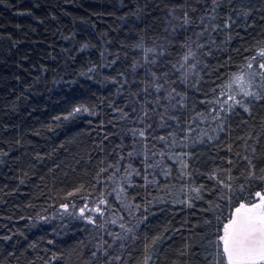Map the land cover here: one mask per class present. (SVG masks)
<instances>
[{"label": "trees", "instance_id": "obj_1", "mask_svg": "<svg viewBox=\"0 0 264 264\" xmlns=\"http://www.w3.org/2000/svg\"><path fill=\"white\" fill-rule=\"evenodd\" d=\"M213 7L0 0V264H142L159 235L149 264H216L209 240L264 188L246 178L249 160L264 174V101L215 118L261 50L264 0ZM120 223L137 227L115 241Z\"/></svg>", "mask_w": 264, "mask_h": 264}, {"label": "snow or ice", "instance_id": "obj_2", "mask_svg": "<svg viewBox=\"0 0 264 264\" xmlns=\"http://www.w3.org/2000/svg\"><path fill=\"white\" fill-rule=\"evenodd\" d=\"M211 2L214 6L213 11H215L219 0H211ZM241 14L244 16L248 15L246 11H242ZM184 19L187 23V14H185ZM211 19L215 20L216 16H212ZM229 19L231 20L232 18L229 17ZM232 22L235 23V21ZM201 23H204L203 19L201 20ZM231 26L232 25L229 23H225L223 25L224 28H230ZM217 27L220 26H214V28ZM201 35H203V33H201ZM193 55L194 53L189 52V54L184 57L185 61ZM153 75L155 78V74ZM233 84L235 85L237 91L232 92L231 94L225 93L227 99L223 101V104H226L228 107L225 109L222 105L217 111V116L215 117L216 119H220V112H231L236 107L243 108L244 112H250L246 102L250 104L253 101H264V42H262L261 50L258 55H252L251 59H248L246 64L240 67L239 72L233 73L230 84L226 85V87H231ZM162 87V84H157L155 91L159 93ZM144 91L147 92L148 89H144ZM172 91L175 92V89ZM176 95H179V93H176ZM172 98L174 99V97ZM157 99H160V97H157ZM229 101H232V103L229 104ZM149 103L151 102L149 101ZM133 111H135V109H133ZM80 112H88V109L84 107H77L70 115ZM144 115L147 116V111L144 112ZM64 118L67 119L68 117ZM168 118L173 119L174 117L169 116ZM57 119H59V117ZM161 119H163V114H161ZM141 122H143V119H141ZM221 130H223L222 125ZM133 135H138L143 138L145 137V130H141L138 133L134 132ZM160 139L164 140V137H160ZM2 154L7 155V153ZM245 159L248 158L245 157ZM229 163H231V161H229ZM248 163L249 171L246 174V178L248 180L256 179L264 183V174L257 176L255 171L256 165L253 164L251 160H249ZM259 171L264 173V167H261ZM214 178L215 177H209V179ZM21 183H23V181H21ZM217 183L228 190V192L221 193L219 197L220 199L227 198L228 193L233 192V188L230 183H225L223 180H218ZM192 190L197 193L201 191L200 188H193ZM240 190L243 191L242 185ZM69 195H72V193ZM254 196L256 199L248 203H238V205L234 208L232 215H230L222 224V228L220 230L222 234L218 235L215 240H209V244L217 249V252L215 253L217 257L216 264H264V188L256 191ZM100 203L103 204L105 201L101 200ZM189 206L191 207V204H189ZM73 207H75V205H73ZM135 207L139 208L140 206L135 205ZM216 207H219V205H216ZM64 208L65 211H67L68 206L64 205ZM85 208H87V205H85ZM85 208L80 209V216L84 217L89 224H96V221L91 216H85ZM92 210L98 215H103V212L98 206ZM145 211L147 210L145 209ZM69 215L72 214L69 213ZM120 219L123 220L124 217H120ZM111 223L115 225L117 221L112 220ZM98 226L103 227V225ZM135 227L137 226H127L124 223H120L119 228L121 229V232H117L115 234L109 233V235H114L115 241H123L128 239L127 234L134 232ZM134 238L135 236H133V239ZM7 239L10 240L11 237H7ZM164 239L165 238L162 235L151 238L150 244L146 245V254L142 264H149V261L152 260L153 253L147 251V249L155 248L156 245L161 243ZM49 243H52V241H49ZM109 246L111 247V245ZM118 247L123 248V243L119 244ZM156 250L158 251V249ZM93 255H95V253H93ZM105 255H107V252H105ZM207 258L208 257L206 256L205 259ZM114 259L119 260L120 257L117 256L114 257Z\"/></svg>", "mask_w": 264, "mask_h": 264}]
</instances>
